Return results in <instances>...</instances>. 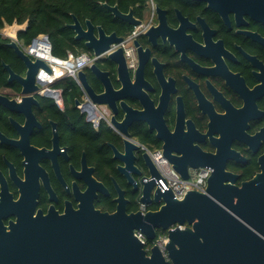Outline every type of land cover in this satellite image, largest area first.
I'll list each match as a JSON object with an SVG mask.
<instances>
[{
	"label": "flooded vegetation",
	"instance_id": "flooded-vegetation-1",
	"mask_svg": "<svg viewBox=\"0 0 264 264\" xmlns=\"http://www.w3.org/2000/svg\"><path fill=\"white\" fill-rule=\"evenodd\" d=\"M113 5L123 13L132 11L139 23L110 10L125 34L93 23L96 32L100 26L122 38L109 48H121V65L108 49L82 69L105 103L94 102L79 77H71L78 86L73 97L62 88L60 96L42 93L37 80L31 100H23L30 94L4 66L26 74L24 61L9 45L16 40L23 49V44L0 29L1 38L10 39L5 45L11 60H0L6 73L0 74V237L33 207L35 214L51 209L64 214L92 202L114 212L118 188L127 212L141 210L144 183L152 178L149 164L158 170L152 156L156 150L168 161H205L211 172L221 168L235 175L236 184L261 171L264 0H147L141 16L132 6L124 11ZM87 20L80 21L84 29ZM93 63L106 73L102 80L91 72ZM93 103L105 110L97 123ZM124 120L129 121L126 132L114 123ZM126 165L123 172L120 167Z\"/></svg>",
	"mask_w": 264,
	"mask_h": 264
},
{
	"label": "water",
	"instance_id": "water-1",
	"mask_svg": "<svg viewBox=\"0 0 264 264\" xmlns=\"http://www.w3.org/2000/svg\"><path fill=\"white\" fill-rule=\"evenodd\" d=\"M103 5L116 17L139 23L132 11L123 13L117 5ZM86 24L84 29L73 15L69 26L75 38L84 39L96 55L108 50L111 43L122 40L100 26L96 32L91 20ZM9 45L24 61L26 74L17 75L8 64L4 66L11 79L21 82L23 93L30 94L23 100H31L38 88V69L48 65L42 59L33 60L16 40ZM109 57L120 65L123 63L121 48L111 51ZM90 70L101 80L106 74L95 63ZM78 77L94 102H107L103 93H95L85 81L83 70L78 71ZM109 90L115 92L111 87ZM130 111L135 112V118H141L137 111ZM114 123L127 131L129 121ZM169 162L185 179L189 177V166H208L205 161L185 163L173 157H169ZM149 165L152 178L144 183L140 200L160 204L157 209L127 212V199L119 188L114 212L101 211L92 202L64 214L52 209L47 214L41 211L35 214L33 207L0 237V264H264V162L260 172L241 184L235 183V175L215 169L205 191L190 190L182 199L160 189L157 185L160 174ZM126 167L120 169L125 172ZM129 180L132 181L130 176ZM149 184L155 187L153 191ZM158 229L168 232V259L157 246L147 251L135 234L139 230L148 241H153Z\"/></svg>",
	"mask_w": 264,
	"mask_h": 264
},
{
	"label": "trees",
	"instance_id": "trees-1",
	"mask_svg": "<svg viewBox=\"0 0 264 264\" xmlns=\"http://www.w3.org/2000/svg\"><path fill=\"white\" fill-rule=\"evenodd\" d=\"M101 2L111 5L116 3L124 11L132 6L135 14L141 16L147 0H0V29L5 24L26 23L25 29H20L17 34L23 45L29 44L38 34L44 33L48 35L52 52L56 56L66 57L68 52H88L90 48L82 39L75 38V32L69 26L73 22V15L79 21L88 18L92 23L102 24L108 31L117 29L125 34V29H119L114 23V16ZM9 40L0 36V60L11 63L8 58L9 48L5 45ZM21 67L23 70L24 66ZM1 69L0 64V74H6ZM54 86L62 88L66 97H73L78 91V86L71 77L57 80Z\"/></svg>",
	"mask_w": 264,
	"mask_h": 264
},
{
	"label": "built area",
	"instance_id": "built-area-1",
	"mask_svg": "<svg viewBox=\"0 0 264 264\" xmlns=\"http://www.w3.org/2000/svg\"><path fill=\"white\" fill-rule=\"evenodd\" d=\"M17 26L15 22L12 24ZM12 25L5 24L7 27H12ZM20 25V24H19ZM26 23L23 24L22 28L25 29ZM131 37H128L126 41L130 40ZM17 39V37H14ZM117 48V45H114L108 52ZM23 50L27 53L33 60L42 59L48 65V68L39 67L37 72V79L40 80L43 84L40 89V92H53L57 93L60 96L61 88H53L51 85L57 80H60L64 77H72L78 80V71L82 70L86 65L93 62L98 55L95 53L89 54L88 52H81L79 54H74L68 52L66 57H59L53 54L52 44L48 35L41 33L33 37L29 44L23 45ZM127 56L129 62H132L130 50L127 49ZM85 100H89L88 96H85ZM93 108L95 109V116L93 122L97 123L100 118L99 115H103L104 108L102 104H94ZM88 113L90 111L88 110ZM109 122L108 118L104 116V119ZM152 156L157 164L159 170V178L157 179V185L162 191H171L172 194L178 199H182L186 193L190 190L205 191L207 187L208 178L211 175V170L207 166L191 167L189 166V177L183 178L182 175L173 167V165L166 160L162 153L159 150L153 151ZM148 209V204L142 203L143 211ZM179 227H184V225L178 224ZM136 236L145 244V249L150 251L153 246H157L165 258L168 259L167 252V241H168V232L161 230L155 237L153 241H148L143 232L135 230Z\"/></svg>",
	"mask_w": 264,
	"mask_h": 264
},
{
	"label": "crops",
	"instance_id": "crops-1",
	"mask_svg": "<svg viewBox=\"0 0 264 264\" xmlns=\"http://www.w3.org/2000/svg\"><path fill=\"white\" fill-rule=\"evenodd\" d=\"M22 26H23V24H20V25L18 24L16 27L14 26L15 30H14V33H12L13 37H17L18 31L20 29H23ZM2 29L7 30V26H4Z\"/></svg>",
	"mask_w": 264,
	"mask_h": 264
},
{
	"label": "rangeland",
	"instance_id": "rangeland-1",
	"mask_svg": "<svg viewBox=\"0 0 264 264\" xmlns=\"http://www.w3.org/2000/svg\"><path fill=\"white\" fill-rule=\"evenodd\" d=\"M16 27V26H15ZM14 26L12 25V27H7V30L8 32H10L11 34L14 33Z\"/></svg>",
	"mask_w": 264,
	"mask_h": 264
}]
</instances>
